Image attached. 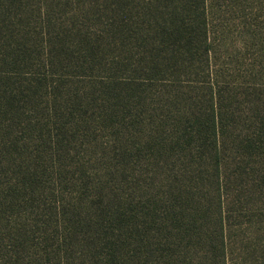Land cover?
<instances>
[{"label":"rangeland","instance_id":"374dc122","mask_svg":"<svg viewBox=\"0 0 264 264\" xmlns=\"http://www.w3.org/2000/svg\"><path fill=\"white\" fill-rule=\"evenodd\" d=\"M1 10L0 264H264V0Z\"/></svg>","mask_w":264,"mask_h":264},{"label":"trees","instance_id":"16d2710c","mask_svg":"<svg viewBox=\"0 0 264 264\" xmlns=\"http://www.w3.org/2000/svg\"><path fill=\"white\" fill-rule=\"evenodd\" d=\"M7 0H0V13L2 12V8L4 7V3L6 2ZM160 35H162V33H160ZM224 261V260H222Z\"/></svg>","mask_w":264,"mask_h":264}]
</instances>
